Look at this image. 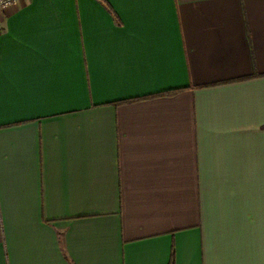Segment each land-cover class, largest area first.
I'll use <instances>...</instances> for the list:
<instances>
[{"label":"crops","instance_id":"0c3cea01","mask_svg":"<svg viewBox=\"0 0 264 264\" xmlns=\"http://www.w3.org/2000/svg\"><path fill=\"white\" fill-rule=\"evenodd\" d=\"M264 264V0H21L0 13V264Z\"/></svg>","mask_w":264,"mask_h":264},{"label":"built area","instance_id":"2783aa9c","mask_svg":"<svg viewBox=\"0 0 264 264\" xmlns=\"http://www.w3.org/2000/svg\"><path fill=\"white\" fill-rule=\"evenodd\" d=\"M21 0H0V13Z\"/></svg>","mask_w":264,"mask_h":264},{"label":"trees","instance_id":"16d2710c","mask_svg":"<svg viewBox=\"0 0 264 264\" xmlns=\"http://www.w3.org/2000/svg\"><path fill=\"white\" fill-rule=\"evenodd\" d=\"M169 264H174L173 263V258L171 257L170 261H169Z\"/></svg>","mask_w":264,"mask_h":264}]
</instances>
